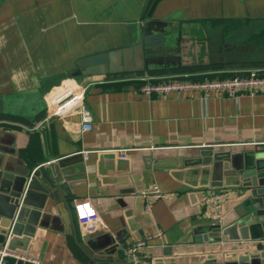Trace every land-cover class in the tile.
Here are the masks:
<instances>
[{
	"label": "crops",
	"instance_id": "crops-1",
	"mask_svg": "<svg viewBox=\"0 0 264 264\" xmlns=\"http://www.w3.org/2000/svg\"><path fill=\"white\" fill-rule=\"evenodd\" d=\"M152 1L0 0V167L26 174L65 160L81 175L75 194L48 201L35 234L20 237L14 252L40 264H124V249L158 232L142 264H220L264 247V240L207 241L200 229L215 223L202 204L207 188L231 191L224 215L243 199V160L264 147V89L156 98L130 80L174 73L222 79L261 69L71 75L80 58L129 48ZM154 16L200 27L213 39L229 36V44L251 39L264 47V0H163ZM68 88L85 89L90 131L77 109L47 118L52 99ZM154 185L164 197L147 211L142 193ZM85 200L102 221L92 232L74 214Z\"/></svg>",
	"mask_w": 264,
	"mask_h": 264
},
{
	"label": "water",
	"instance_id": "water-1",
	"mask_svg": "<svg viewBox=\"0 0 264 264\" xmlns=\"http://www.w3.org/2000/svg\"><path fill=\"white\" fill-rule=\"evenodd\" d=\"M163 0H153L145 21L138 27V39L131 46L86 56L76 62L73 77L111 76L144 72L173 71L222 65L223 57H213L214 48L231 51L240 47L236 58L227 64H239L249 59L255 48L249 45L222 44V38L208 40L207 32L200 27L179 25L177 20L156 19L155 12ZM264 54V47L259 48ZM216 59V60H215ZM70 88L59 93L53 102L59 106L72 99ZM243 160L241 191L242 201L234 211L218 223L200 228L205 240L215 242L263 241L264 240V147ZM217 159V158H216ZM250 163V164H249ZM81 175L65 160L39 165L31 173L12 174L0 167V245L8 244L11 250L18 249V239L32 237L40 226V219L48 201H56L58 194H75L76 183ZM200 230V231H201ZM24 250L25 249H21ZM7 264H16L14 258H6ZM220 264H264V252H244L232 260Z\"/></svg>",
	"mask_w": 264,
	"mask_h": 264
},
{
	"label": "built area",
	"instance_id": "built-area-1",
	"mask_svg": "<svg viewBox=\"0 0 264 264\" xmlns=\"http://www.w3.org/2000/svg\"><path fill=\"white\" fill-rule=\"evenodd\" d=\"M260 71L239 72L232 73L227 78L222 79H196L190 73H174L169 76L155 78L136 75L130 80L141 83L140 92L148 97L161 98L171 94H180L185 92H198L203 95H208L211 92L223 93L226 96H236L240 93H247L255 95L264 89V75L259 74ZM85 89L71 90L70 95L72 99L65 105L59 106L54 102L50 111H48L47 118L53 116H60L71 110L77 109L81 116L82 129L90 131L91 113L83 104ZM69 103H74L73 106L66 108ZM40 124L36 123L38 129ZM127 150H120L122 157H126ZM146 201V210L152 209L153 203L164 197L161 189L154 185L151 190L142 193ZM231 195V191L215 190L211 187L207 188L202 195V204L211 208L210 218L215 222H220L224 218L223 203ZM90 200L77 202L74 210L77 221L84 225L89 231H95L101 225V217ZM162 233L158 232L155 236L141 239L134 242L131 246L124 249V256L126 262L124 264H142L145 256V251L148 247V242L154 238L159 237ZM264 252V247L260 253ZM6 258H14L17 261H22L30 264H40L41 262L30 254H18L8 248V244L0 245V264H7ZM17 264V263H16Z\"/></svg>",
	"mask_w": 264,
	"mask_h": 264
},
{
	"label": "flooded vegetation",
	"instance_id": "flooded-vegetation-1",
	"mask_svg": "<svg viewBox=\"0 0 264 264\" xmlns=\"http://www.w3.org/2000/svg\"><path fill=\"white\" fill-rule=\"evenodd\" d=\"M150 7V6H149ZM148 10H149V8H148ZM148 10H147V12H148ZM147 14V13H146ZM222 36V35H221ZM223 37V40H222V44L224 43V44H229V43H227L226 42V39L224 38V36H222ZM206 39H210V40H216V39H218V38H216V39H213V38H211V36L207 33V37H206ZM253 41L254 40H248V41H246V42H242L241 44H239V45H249V46H252V47H254L255 48V52L254 53H249L248 52V54L250 55L249 56V59L247 60V61H245V62H243V63H251V62H253V61H255V59H253V57L255 56V55H263V53H260L259 52V45L257 44V43H255V44H253L252 45V43H253ZM231 45V44H230ZM233 45V44H232ZM235 45H238V44H235ZM238 53H241V50H240V47H237V48H234V49H232L231 51H223L221 54L218 52V48H214V50H213V57L214 58H216V57H218V56H222L223 57V61H222V65H215V66H225V65H229V64H227L226 62H227V60L228 59H232V58H236L237 57V54ZM242 54V57L243 56H245V52H243V53H241ZM217 59V58H216ZM215 59V60H216ZM211 67H213V66H211Z\"/></svg>",
	"mask_w": 264,
	"mask_h": 264
},
{
	"label": "rangeland",
	"instance_id": "rangeland-1",
	"mask_svg": "<svg viewBox=\"0 0 264 264\" xmlns=\"http://www.w3.org/2000/svg\"><path fill=\"white\" fill-rule=\"evenodd\" d=\"M230 29V28H228ZM232 37V36H231ZM238 39L242 38V35H237ZM237 37H235L234 39H236ZM225 39L230 42L231 39L229 36H226ZM255 44V42L252 43V45ZM260 48V47H259ZM258 48V49H259ZM253 59H255V61H253L252 63H240V64H229V65H225V66H220V68L222 69H231V68H238V69H242V68H248V67H255V69H261V71L264 72V55H255L253 57Z\"/></svg>",
	"mask_w": 264,
	"mask_h": 264
},
{
	"label": "trees",
	"instance_id": "trees-1",
	"mask_svg": "<svg viewBox=\"0 0 264 264\" xmlns=\"http://www.w3.org/2000/svg\"><path fill=\"white\" fill-rule=\"evenodd\" d=\"M252 63V62H251ZM248 64V63H247ZM213 67H220V66H213ZM202 68H207V67H202ZM195 68H191V69H182L184 71H188V70H194ZM260 75H264V72L263 71H260L259 72ZM137 86H139V84L141 85V83H135Z\"/></svg>",
	"mask_w": 264,
	"mask_h": 264
},
{
	"label": "bare ground",
	"instance_id": "bare-ground-1",
	"mask_svg": "<svg viewBox=\"0 0 264 264\" xmlns=\"http://www.w3.org/2000/svg\"><path fill=\"white\" fill-rule=\"evenodd\" d=\"M74 103H69L66 108H69L70 106H73Z\"/></svg>",
	"mask_w": 264,
	"mask_h": 264
}]
</instances>
